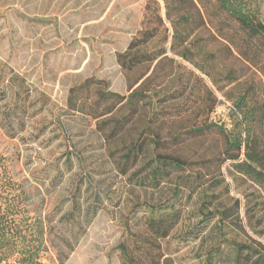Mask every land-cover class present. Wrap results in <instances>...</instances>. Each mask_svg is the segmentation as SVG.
I'll return each instance as SVG.
<instances>
[{"label": "rangeland", "instance_id": "1", "mask_svg": "<svg viewBox=\"0 0 264 264\" xmlns=\"http://www.w3.org/2000/svg\"><path fill=\"white\" fill-rule=\"evenodd\" d=\"M148 1L0 0V158L14 180L31 192L28 205L33 213L46 220L43 264H121L117 246L131 242L130 229L142 228L146 204L164 203L173 195L177 173L159 188L129 177L142 168L141 160L124 173L123 147L139 135L144 118L132 120L110 136L112 123L101 124L67 109L69 89L89 77L104 79L111 90L128 94L127 75L117 54L127 49L149 20L152 23L149 14H154L156 5L152 3L153 12L147 17ZM260 2L264 20V0ZM160 4L164 15L163 1ZM208 48L213 50L214 43ZM168 53L181 65L165 89L182 87L188 78L192 86L196 76H202L218 100L210 119L229 125L232 102L225 92L234 84L226 86L220 79L225 61L218 58L210 69L217 79L213 81L181 56ZM246 76L250 78L249 73ZM215 137L209 135L196 147L185 144L183 150H211ZM182 138L186 143L190 136ZM151 151V144H146L145 160ZM200 167L195 164L182 176ZM222 174L223 185L208 192L219 193L225 202L241 200L243 230L225 227L220 231L214 220L196 235L200 189L186 199L187 189L183 219L170 239L171 247L180 249L172 254L170 264H205L209 249L217 245L222 233L237 241L264 243L261 190L230 162L223 165ZM69 212L73 215L62 219Z\"/></svg>", "mask_w": 264, "mask_h": 264}, {"label": "trees", "instance_id": "2", "mask_svg": "<svg viewBox=\"0 0 264 264\" xmlns=\"http://www.w3.org/2000/svg\"><path fill=\"white\" fill-rule=\"evenodd\" d=\"M161 1L165 14L161 13L160 0H149L145 6L147 17L153 12L152 3L156 5L154 14H149L152 23L149 20L127 49L117 54L127 75L128 94L111 90L104 79L89 77L73 85L67 98L69 112L101 124L112 123L110 136L132 120L145 119V126L135 139L126 141L121 155L124 173L143 161L142 168L129 176L137 183L159 188L163 181L179 174L171 199L146 204L142 228L130 229L131 242L118 244L121 264H170L172 254L180 249H173L170 239L183 219L182 201L187 189L186 199L200 189L196 235L214 220L220 231L225 227L243 230L241 200L225 202L219 193L208 192L223 185L222 167L227 162L257 185L260 196H264V20L260 0ZM212 43L213 50L208 48ZM168 52L192 63L213 81L217 79L210 69H214L218 58L225 61L220 79L226 86L234 84L225 92L232 102L229 125L210 119L218 100L202 76L197 75L192 86L188 78L182 87L165 89L181 65ZM191 74L195 75L193 71ZM185 134L190 136L186 143L182 138ZM211 134L216 136L211 150H183V145L196 147ZM148 143L152 154L145 160ZM195 164L201 166L198 172L182 176ZM207 175L210 179L206 186L203 180ZM201 179L203 182H199ZM30 198L31 192L14 180L0 158V262L43 264L46 220L33 213L28 205ZM224 235L209 249L205 264H264L263 242L237 241Z\"/></svg>", "mask_w": 264, "mask_h": 264}]
</instances>
